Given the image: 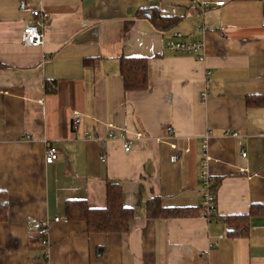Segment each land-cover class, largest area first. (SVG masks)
Segmentation results:
<instances>
[{
	"label": "crops",
	"instance_id": "1",
	"mask_svg": "<svg viewBox=\"0 0 264 264\" xmlns=\"http://www.w3.org/2000/svg\"><path fill=\"white\" fill-rule=\"evenodd\" d=\"M224 1L206 14L200 61L167 45L176 31L201 36L194 0H0V192L8 199L0 264H42L41 223L50 229V264H264V216L240 235L203 214L146 215L156 197L168 208L202 206L204 158L220 181L219 217L264 204V0ZM28 8L50 15L41 47L22 43ZM152 9L180 21L163 33L139 15ZM122 57L148 58L147 89L125 90ZM53 80L57 89L47 91ZM50 144L59 159L48 164ZM109 181L121 183L135 212L129 232H89L67 218L68 200L105 208Z\"/></svg>",
	"mask_w": 264,
	"mask_h": 264
},
{
	"label": "trees",
	"instance_id": "2",
	"mask_svg": "<svg viewBox=\"0 0 264 264\" xmlns=\"http://www.w3.org/2000/svg\"><path fill=\"white\" fill-rule=\"evenodd\" d=\"M147 15L145 10H140L139 15L148 16L152 25L159 31L166 33L173 29L180 21L179 17L163 16L159 10L152 9ZM91 62L87 58L85 63ZM149 62L146 57H122L120 73L123 77L126 91L145 90L149 83ZM47 91L57 89L56 81L46 82ZM219 180H215L211 186L212 192L217 195ZM67 218L70 220H82L87 223L89 232L99 233H126L130 231V223L135 212L123 203V188L120 182L109 181L107 183V205L105 208H91L86 200H68L65 206ZM203 206L198 208H168L162 205L159 197L150 198L147 202L146 215L149 218H173L192 217L202 214ZM253 216H264V204L254 205L246 214H238L226 217L228 224L237 226L238 234H247L250 219ZM8 218V199L0 192V222ZM38 241L41 243L39 237Z\"/></svg>",
	"mask_w": 264,
	"mask_h": 264
},
{
	"label": "built area",
	"instance_id": "3",
	"mask_svg": "<svg viewBox=\"0 0 264 264\" xmlns=\"http://www.w3.org/2000/svg\"><path fill=\"white\" fill-rule=\"evenodd\" d=\"M226 3V1H211V0H194V4L196 5V13L201 17L202 21L197 26V31L201 34L200 37L196 39H185L181 32H174L172 38L168 41L167 45L171 52L174 54H182V55H192L198 58L200 61H205L206 59V40L205 34L210 29V25L206 22V14L213 6H222ZM25 8V7H24ZM32 14V19L28 21V23L24 26L22 32V43L25 46H35L41 47L45 43V31L47 23L49 22L50 15H48L43 9L40 8H28ZM222 35H224V28L221 29ZM212 81L211 71L208 70L206 73V84H210ZM210 94L205 87L201 92V100L202 102H206L209 98ZM82 125V116L79 113L74 114L73 116V130L79 138V130ZM170 134L175 133V129L173 127L169 128ZM236 136V133H233ZM86 138H90L88 132L85 133ZM117 135L110 133L109 138H116ZM205 149L206 146L204 145ZM125 151L129 152L132 149L131 142L124 143ZM246 153H243L245 156ZM45 160L48 164L54 163L59 159V151L58 148L50 144L47 146ZM171 162H177L180 159L179 154H174L171 156ZM103 162L106 161V156L103 155L101 157ZM207 162L206 158L202 161V171H201V186H202V195L203 201L202 206L204 211L202 214L209 218V220L217 219L219 222H224L226 217H219L217 213V196L212 192L211 186L214 183V180L211 178L209 173L207 172ZM60 218H56V221H59ZM37 235L41 241V245L43 246V251L41 253V262L42 264H50V254H49V235L50 229L47 224H39L37 227ZM224 236L220 235L219 239H223Z\"/></svg>",
	"mask_w": 264,
	"mask_h": 264
},
{
	"label": "water",
	"instance_id": "4",
	"mask_svg": "<svg viewBox=\"0 0 264 264\" xmlns=\"http://www.w3.org/2000/svg\"><path fill=\"white\" fill-rule=\"evenodd\" d=\"M148 14H149V12H148ZM227 231H228V232H234L235 229H233V228L230 229V228H229V229H227Z\"/></svg>",
	"mask_w": 264,
	"mask_h": 264
},
{
	"label": "rangeland",
	"instance_id": "5",
	"mask_svg": "<svg viewBox=\"0 0 264 264\" xmlns=\"http://www.w3.org/2000/svg\"><path fill=\"white\" fill-rule=\"evenodd\" d=\"M201 191H202V186H201Z\"/></svg>",
	"mask_w": 264,
	"mask_h": 264
}]
</instances>
